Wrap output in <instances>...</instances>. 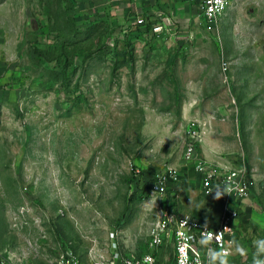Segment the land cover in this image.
<instances>
[{"label":"rangeland","instance_id":"374dc122","mask_svg":"<svg viewBox=\"0 0 264 264\" xmlns=\"http://www.w3.org/2000/svg\"><path fill=\"white\" fill-rule=\"evenodd\" d=\"M86 1L0 0V264H49L65 246L83 259L112 239L145 251L173 198L127 199L167 164L176 212L209 221L198 160L243 164L252 182L229 264L264 252V0H230L214 21L173 0L146 26ZM192 120L205 132L187 159Z\"/></svg>","mask_w":264,"mask_h":264},{"label":"built area","instance_id":"2783aa9c","mask_svg":"<svg viewBox=\"0 0 264 264\" xmlns=\"http://www.w3.org/2000/svg\"><path fill=\"white\" fill-rule=\"evenodd\" d=\"M199 15L205 21H214L221 17L230 0H197ZM152 21L151 31L159 34L164 26ZM135 24L146 25L145 16H138ZM205 132L204 124L196 120L188 122L186 129L184 155L187 159L196 157V146ZM196 170L201 175L200 193L211 197L221 191V208L216 223L202 222L187 214L176 212L173 204L177 202L179 191L174 187L177 169L167 164L153 173V181L145 191V196L160 195L173 198L168 207H159L155 219L148 227L145 236V251L140 254L121 251L112 239L106 247L100 249L90 246L84 258L73 254L65 246L49 264H159L158 253L163 248L172 251V264H229V258L235 245V221L241 211L250 205L252 182L243 164L227 166L217 161L198 160ZM140 176L139 170L135 172ZM140 187L142 181L137 179ZM242 264H264V253L256 256L252 251L245 252Z\"/></svg>","mask_w":264,"mask_h":264},{"label":"crops","instance_id":"0c3cea01","mask_svg":"<svg viewBox=\"0 0 264 264\" xmlns=\"http://www.w3.org/2000/svg\"><path fill=\"white\" fill-rule=\"evenodd\" d=\"M88 1V2H87ZM86 4L87 6H93L91 3H95L94 6L99 5L102 3L103 6H107L109 10L113 12H121V14L125 17V21L127 20V12L134 11V13L138 16L145 15H151L153 18V14L158 11V9L162 6L160 4H163L164 9L167 11H171L173 7V0H87ZM183 4L186 2V0H179ZM184 1V2H183ZM131 12V13H132ZM130 13V12H129ZM130 15H133L130 14ZM157 24H161L164 26V29L167 26V23L165 20H156Z\"/></svg>","mask_w":264,"mask_h":264},{"label":"trees","instance_id":"16d2710c","mask_svg":"<svg viewBox=\"0 0 264 264\" xmlns=\"http://www.w3.org/2000/svg\"><path fill=\"white\" fill-rule=\"evenodd\" d=\"M144 26H146V25H144ZM139 186V182H137L136 183V187H138ZM140 191V194L138 195V199L139 200H144L145 198H146V196H144V194H145V191L147 190V187H143V186H141L140 188H136V190L135 191H133L130 195H129V197H128V199H127V201H128V203L129 204H131L132 202H133V200H134V196H135V193H136V191ZM222 196H223V194H222V192L221 191H219V190H217L211 197H209L208 199H207V202H208V205L212 208V213H213V215L211 216L212 218L209 220L211 223H216V221H217V218H218V214H219V212H220V208H221V199H222ZM173 206H175V203L173 204ZM141 252H143V251H141ZM141 252H139V253H137V254H140ZM253 253H254V255H256V256H259V255H261V254H263L264 252H260V251H257V250H255V251H252ZM170 264H172V258L170 259Z\"/></svg>","mask_w":264,"mask_h":264}]
</instances>
